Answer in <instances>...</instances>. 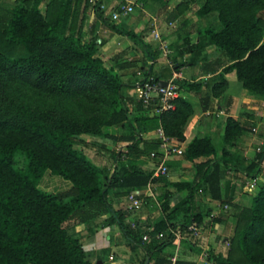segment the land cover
Segmentation results:
<instances>
[{
    "label": "trees",
    "instance_id": "trees-1",
    "mask_svg": "<svg viewBox=\"0 0 264 264\" xmlns=\"http://www.w3.org/2000/svg\"><path fill=\"white\" fill-rule=\"evenodd\" d=\"M42 1L16 0L9 12L0 14V264H91L81 237L66 224L71 219L82 223L104 216L105 224H116L130 242L146 250L170 244V230L185 229L196 217L189 204L184 205L187 202L170 208L168 195L160 198L163 218L148 231L150 240H142L147 231L127 221L125 210L113 208L111 195L126 196L148 182L152 172L131 162L158 148V141L145 140L143 133L161 127L168 136L184 139L183 128L193 113L187 96L201 83L178 81L180 94L173 109L153 117L132 118L121 75L115 65L107 67L99 53L105 40L94 29L84 30V13L91 0H48L44 10ZM93 7L106 23L99 5ZM210 11L217 12L221 27H204L198 36L230 61L211 85V95L223 93L225 75L234 72L244 89L264 99V0H204L199 13ZM107 26L118 34L132 33L116 24ZM18 45L24 46L26 56H17ZM146 51L156 57L149 46ZM144 72L150 73L149 68ZM13 84L49 97H74L91 105V114L80 118L51 107L7 104L5 96ZM137 107L143 108L140 100ZM111 127L123 130L120 146L126 150V158L113 148L115 167L108 174L77 146L88 145L81 135H105L104 128ZM245 129L237 119L227 116L223 142L233 143ZM216 154L210 137L194 136L184 148L183 158L193 161ZM222 156H226L225 150ZM210 160L196 164L191 182L174 185L187 187L191 197L197 186L218 187L217 163L210 173L204 169ZM251 166L249 175L257 171L254 161ZM46 171L68 180L70 187L42 189L39 183ZM234 216L227 254L220 263L264 264V184L250 205L239 207ZM157 232H163L164 237H153ZM169 262L164 256L153 264Z\"/></svg>",
    "mask_w": 264,
    "mask_h": 264
},
{
    "label": "crops",
    "instance_id": "crops-1",
    "mask_svg": "<svg viewBox=\"0 0 264 264\" xmlns=\"http://www.w3.org/2000/svg\"><path fill=\"white\" fill-rule=\"evenodd\" d=\"M47 1H42L40 5L42 9ZM100 1L110 5L115 0ZM148 1L151 8L146 11L152 17V28L148 33V38L145 36V39L147 38L145 44L150 47L151 52L156 53L154 58L146 51L138 37L130 38L128 35L115 33L101 22V18L97 15L94 17L96 14L93 9L94 0H91V5L84 13V30L94 29L99 35L101 29L103 32L109 31L107 35L103 36L105 41L99 47V52L104 63L108 62L106 66L115 65V71L121 75L125 84L123 93L129 101L131 109L129 116L132 118L158 115L154 111L137 107L140 93L134 87V81L137 79L138 71H144L148 67L159 81H167L175 76L178 81L201 82L209 80L212 85L217 80L222 68L230 62L214 45L207 44L206 39L198 36V32L204 27H212L217 30L221 27L216 11L206 14L199 13V8L203 5L204 0ZM143 3L141 2V4ZM179 4H183L184 7L179 8ZM162 5L163 7L160 8ZM78 12L80 16L83 14V3ZM127 18L123 21L120 20L121 27L137 33L139 27L141 28L140 21L131 27L129 26L131 22ZM153 30L160 32L162 39L166 41L165 51L161 50L157 41L153 39ZM200 43L201 45H199ZM26 53L24 46L18 45L17 56H26ZM225 78L227 87L217 97L211 95V85L207 92H204L203 86H201L198 90L188 94L187 98L192 103L193 113L183 128L185 138L183 148L192 137L207 136L215 143L217 154L201 156L193 161L185 160L181 157L182 155L172 156L168 161L167 176L153 178L150 176L144 186L136 188L143 199L142 207L137 210H126V196L111 195L113 208L125 210L128 214L126 220L136 223L139 228L147 232L163 218L164 214L159 208L160 198L168 195L170 208H177L187 202L184 205L189 204L191 213L196 216L192 224L197 227L198 233L196 235L190 231L182 233L178 247L171 241L170 244L162 248L146 250L141 244L133 241L129 243L127 236L116 224H105L104 216L82 223L71 219L66 224L81 237L86 258L91 264H153L155 260L164 256L170 259V264H176V262L178 264H223L219 260L226 257L229 239L236 222L234 215L239 207L249 206L252 198L251 190L245 186V180L252 169L251 163L256 145L253 130L260 117L256 109L258 106L260 107L261 99L244 89L234 72L227 73ZM206 110L220 111L221 113L205 115ZM245 111L253 113V116L245 114ZM227 116L234 117L246 128L231 144H225L222 139ZM112 128L116 131L121 130L118 127ZM158 128L160 127L146 131L142 135L143 138L150 142L158 141L156 137ZM122 132L123 130L121 133L119 131L114 134L121 137ZM216 138L221 141V148L217 145ZM223 150L226 151L225 157L222 156ZM133 159L142 160V162L134 164L145 172H152L154 162L150 158L136 157ZM207 159L211 160L204 169L205 171L209 169V173L214 167L213 164L217 163L220 175L218 187L215 186L211 190L207 184L197 186L191 197L187 187L174 185L176 182H191L195 176L196 164L205 162ZM107 169L109 174L113 171L112 168L107 167ZM175 248H177V258L173 263L171 256Z\"/></svg>",
    "mask_w": 264,
    "mask_h": 264
},
{
    "label": "built area",
    "instance_id": "built-area-1",
    "mask_svg": "<svg viewBox=\"0 0 264 264\" xmlns=\"http://www.w3.org/2000/svg\"><path fill=\"white\" fill-rule=\"evenodd\" d=\"M134 2L131 0H115L112 4L107 5L101 3L99 8L104 13V17L110 18L112 21H118L131 14L134 9ZM153 39L157 41L158 47L165 51L167 44L164 39H162L160 32H152ZM138 78L134 81V87L139 90L140 96L139 100L142 103L143 109L154 111L160 114L164 111L171 110L175 107L174 100L179 96V84L178 80L173 76L166 81V85L159 83L155 75L150 73H145L144 71L137 72ZM260 107L264 110V99H260ZM221 112L206 110L205 115L215 114L218 115ZM262 118V116H260ZM257 123V122H256ZM259 124V125H258ZM258 124L254 127L256 145L254 148V158L253 161L256 163L257 171L251 175H248L245 180V186L248 189L256 187L258 185L264 184V118L258 120ZM156 137L158 140V148L151 151L149 158L154 162L152 168L151 177L167 176L168 175V161L172 156L183 155L184 139H178L176 137L168 136L165 134L163 129L160 127L156 130ZM116 152H121V158H126V150L121 146H115ZM115 167V163L112 164V169ZM200 191V190H199ZM127 205L126 210L132 211L137 210L142 207L143 199L139 190L133 189L127 195ZM173 238L172 242L178 247L182 233L192 232L194 235L198 233V229L192 223L189 224L185 229L177 227L176 229L170 230ZM155 238L159 239L164 237L163 232H157L154 234ZM151 235L145 232L142 235V240H150ZM177 258V248L171 260L174 263Z\"/></svg>",
    "mask_w": 264,
    "mask_h": 264
},
{
    "label": "rangeland",
    "instance_id": "rangeland-1",
    "mask_svg": "<svg viewBox=\"0 0 264 264\" xmlns=\"http://www.w3.org/2000/svg\"><path fill=\"white\" fill-rule=\"evenodd\" d=\"M15 1L16 0H0V14H6L7 12H9L14 6ZM131 1L134 2L133 11L131 12V14H129L128 16L124 18H121L120 20L123 21L128 17L127 19H129V22H131V25L129 26L131 27H133V25H135L137 21H140L139 25L141 26V28L139 27V29L137 30V33L131 30L130 32L132 33H130L128 37L130 38L138 37L143 47L146 48V46L148 45L145 44V40H147L149 36L148 33L150 32L152 28V25H151L152 17L146 11V9L151 8V5L148 0H131ZM141 2H144V3L141 4ZM101 3L103 2L100 0H94L95 7H97V5H100ZM162 7L163 5L160 8ZM101 15L103 18L106 19V23L101 21L106 27L109 24H116L117 26H120V27L122 26V23H120V20L116 22L112 21L109 17L108 18L104 17L105 15L103 12L101 13ZM94 17H97L96 14L94 15ZM126 30L128 31V29ZM108 32L107 31L103 32L101 29L100 35L99 34L98 35L104 38L103 36L107 35ZM131 34H135V35H131ZM145 36L147 37L146 39H145ZM105 65H108V62ZM210 82L211 81L209 80L208 81L204 80L200 82L201 86H203L204 92H207V90L209 89V86L211 85ZM75 99L76 98L74 97L64 98V99L49 97V96L44 95L43 93H39L37 91L31 90L30 88L22 84H17V85L13 84L10 88H8L7 94L5 96V101L7 102V104L25 103V104H30L32 106H37V107L55 108L62 113L65 112L75 117L84 118V117L89 116L91 114L92 106L85 102L76 101ZM260 101H259V104H260ZM256 110H258L257 112L259 113V116H262V118H264V110L262 109V107L258 106V109ZM245 114H249L253 116V113H249L248 111H245ZM262 118L259 117V119H262ZM256 126H257V123H255L254 127ZM119 131L121 133L122 129L121 130L119 129L118 131H116L114 128L111 127V128H104L105 135H101V136H90L89 135V136H84V137L81 135L80 138L87 141L88 145H78L77 147L86 155L88 159H90L96 165L102 167L106 172H108L109 170L107 169V167L111 169L112 164H113L111 150L115 148V146H120L122 144V140L120 139L121 137H119L118 135L116 136L114 134L115 132H119ZM216 140H217V145L219 146V148H221L222 146L221 141L218 138H216ZM147 157L149 158V156ZM181 157L183 158V155ZM139 161L140 160H135V159L131 160L132 163H136V164H138ZM140 162H142V160ZM70 185L71 183L68 180L63 179L59 175H54L50 173L49 171H46L43 174L42 178L40 179V183H39V186L42 189L47 190V191L63 190V189L70 187ZM260 186L261 185L250 188L251 190L250 194L252 197L254 196L256 190H258ZM128 242L131 243L130 240H128Z\"/></svg>",
    "mask_w": 264,
    "mask_h": 264
},
{
    "label": "water",
    "instance_id": "water-1",
    "mask_svg": "<svg viewBox=\"0 0 264 264\" xmlns=\"http://www.w3.org/2000/svg\"><path fill=\"white\" fill-rule=\"evenodd\" d=\"M159 83H161L162 85H166V81H160Z\"/></svg>",
    "mask_w": 264,
    "mask_h": 264
}]
</instances>
